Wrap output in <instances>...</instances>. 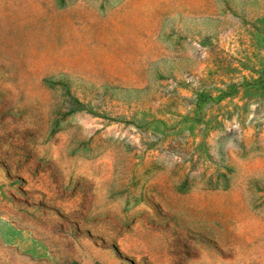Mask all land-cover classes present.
<instances>
[{
    "label": "rangeland",
    "instance_id": "rangeland-1",
    "mask_svg": "<svg viewBox=\"0 0 264 264\" xmlns=\"http://www.w3.org/2000/svg\"><path fill=\"white\" fill-rule=\"evenodd\" d=\"M0 264H264V0H0Z\"/></svg>",
    "mask_w": 264,
    "mask_h": 264
}]
</instances>
